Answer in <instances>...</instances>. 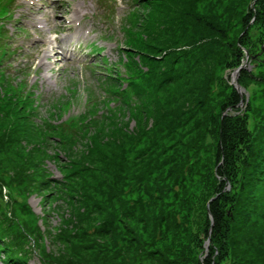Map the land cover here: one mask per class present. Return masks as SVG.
I'll return each instance as SVG.
<instances>
[{"label":"rangeland","instance_id":"rangeland-1","mask_svg":"<svg viewBox=\"0 0 264 264\" xmlns=\"http://www.w3.org/2000/svg\"><path fill=\"white\" fill-rule=\"evenodd\" d=\"M200 9L217 15L227 31L217 37L222 45L194 52L153 113L157 99L149 109H120L119 118L109 119L107 109L117 113L121 102L114 107L111 89L100 88L88 67L78 71L75 56L57 92L37 83L34 125L20 117L0 122V138L21 131L20 143L0 154V257L7 263L264 264V161L257 165L264 139V1L204 0ZM143 11L142 4L124 26ZM93 12L91 5L75 11L80 18ZM108 63L119 66L116 50ZM68 88L77 95H70L62 121L88 114L98 98L106 101L105 92L108 100L98 121L87 123L89 132L67 128L75 139L60 144L36 126ZM48 172L60 190L50 191ZM218 194L207 214L208 200Z\"/></svg>","mask_w":264,"mask_h":264},{"label":"trees","instance_id":"trees-1","mask_svg":"<svg viewBox=\"0 0 264 264\" xmlns=\"http://www.w3.org/2000/svg\"><path fill=\"white\" fill-rule=\"evenodd\" d=\"M203 1L142 0L140 5L143 4L146 10L148 8V11L144 13V10L143 15L140 14L139 23L134 28L135 31L131 33L128 43L131 49L125 51L128 58L127 68L129 76L127 78L121 77V79L128 83V88L118 92L121 89L119 80V83L116 82L110 85L113 95L116 96L118 94L117 102L121 103L117 108V113L110 112L107 109L109 119L119 118L120 109L126 110L129 108L133 112L136 110H140L141 112L144 108L149 109L152 107L153 100L157 99L155 101L156 104L154 103L152 108L153 113L154 107L166 103L164 102L165 99L159 102L162 99V97H159L161 92L165 91L166 94L173 85L178 84L182 79L184 70L190 67L191 58L197 57L194 52L199 51L203 54H208L213 48L222 45V41L217 37L221 36L224 38L223 35L227 31L224 29L222 23L219 22L217 15L201 12L200 5ZM253 17L254 14H250L247 18L252 21ZM246 32L245 30L243 34H246ZM206 33L210 35L207 34L205 37L201 35ZM240 43L243 44L242 46L244 48L245 43L243 38L240 39ZM242 46L236 45L235 48L238 52H241L243 49ZM205 48L210 49L206 50ZM137 57L138 60L136 59ZM107 90H109V87ZM102 103L104 104V102ZM23 106L24 103L21 100L11 102V98L5 88V92L0 98V122L3 120L15 121L20 117L28 124L29 118ZM57 117H60V115H57ZM89 118H92V116L87 115L81 117L80 123H84V126L79 136L84 135L93 128V126L87 123L98 121V119H95L85 123V119ZM69 125L73 126V123ZM36 129L40 135L51 134L56 137L59 140L57 142L60 144L72 143L69 141L75 139L72 134L67 132L66 128L59 125L53 127L50 124H46L45 127ZM12 133L0 138V154L2 152H8L10 146L20 143L21 139L18 137L21 135V131L18 136L17 132H15L16 134L14 132ZM258 147L257 159L261 160V162L257 163V165L261 164L262 167L264 161V139L260 145L258 144ZM16 148L18 149L20 147L17 146ZM34 149L35 151H39L35 143ZM39 153L41 154L40 151ZM257 159L255 158V162H257ZM46 178L49 179L48 186L50 191L54 188L60 190L58 184H55V180L49 177V172ZM206 211L208 214L207 205ZM12 246L13 243L11 242L10 247ZM16 264H20V262L16 260Z\"/></svg>","mask_w":264,"mask_h":264},{"label":"water","instance_id":"water-1","mask_svg":"<svg viewBox=\"0 0 264 264\" xmlns=\"http://www.w3.org/2000/svg\"><path fill=\"white\" fill-rule=\"evenodd\" d=\"M247 57H249V53H247ZM247 63H248V61H246V64L240 66V67L235 71V77L239 75V72H240L242 69H245V68H246ZM228 189H229V187H228ZM223 193H225V191H223ZM219 196H220V195L218 194V195H216L215 197H213L212 199H210V201H209L208 204H207V209H209V207H210V203L213 202L214 200H216L217 198H219ZM209 214H210V212H209ZM210 216H211V214H210ZM210 218H211V223H212V226H213V225H214L213 217L211 216ZM139 264H147V263H145V262H141V263H139Z\"/></svg>","mask_w":264,"mask_h":264}]
</instances>
